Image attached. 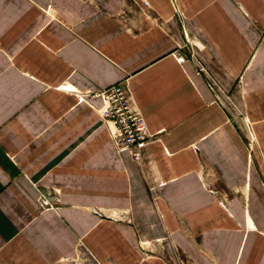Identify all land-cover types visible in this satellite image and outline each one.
<instances>
[{
  "label": "crops",
  "instance_id": "1",
  "mask_svg": "<svg viewBox=\"0 0 264 264\" xmlns=\"http://www.w3.org/2000/svg\"><path fill=\"white\" fill-rule=\"evenodd\" d=\"M118 82L152 134L141 161L101 116ZM84 246L264 264V0H0V264Z\"/></svg>",
  "mask_w": 264,
  "mask_h": 264
},
{
  "label": "built area",
  "instance_id": "2",
  "mask_svg": "<svg viewBox=\"0 0 264 264\" xmlns=\"http://www.w3.org/2000/svg\"><path fill=\"white\" fill-rule=\"evenodd\" d=\"M185 55H181L183 60ZM102 97L101 116L108 124L113 140L120 148L129 149L137 161H141V148L152 138L143 114L132 105L131 94L123 82L100 90ZM43 202L49 200L43 196Z\"/></svg>",
  "mask_w": 264,
  "mask_h": 264
},
{
  "label": "rangeland",
  "instance_id": "3",
  "mask_svg": "<svg viewBox=\"0 0 264 264\" xmlns=\"http://www.w3.org/2000/svg\"><path fill=\"white\" fill-rule=\"evenodd\" d=\"M245 137H246V143L247 146L250 150V152H253L254 146L257 144V140L255 137V134L253 132V128L252 125L249 121H246V133H245ZM212 194H214L216 197H220L221 195V191L218 188H214L211 189ZM94 211L99 214L100 216L103 217H108L107 213L104 212V210H101V208H94ZM128 214V212L124 211L123 215ZM140 245L142 248H144V250L148 249V245L147 244H142V241H140ZM84 255L83 257L79 256V257H75L73 260H71L73 262V264H102L99 260H97L91 252H89L87 246H84Z\"/></svg>",
  "mask_w": 264,
  "mask_h": 264
}]
</instances>
